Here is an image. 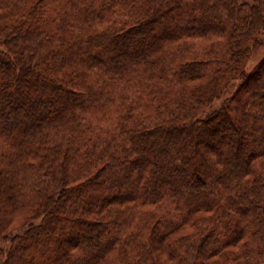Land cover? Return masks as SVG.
<instances>
[{
  "label": "trees",
  "instance_id": "1",
  "mask_svg": "<svg viewBox=\"0 0 264 264\" xmlns=\"http://www.w3.org/2000/svg\"><path fill=\"white\" fill-rule=\"evenodd\" d=\"M263 32L264 0H0V264H264Z\"/></svg>",
  "mask_w": 264,
  "mask_h": 264
},
{
  "label": "rangeland",
  "instance_id": "2",
  "mask_svg": "<svg viewBox=\"0 0 264 264\" xmlns=\"http://www.w3.org/2000/svg\"><path fill=\"white\" fill-rule=\"evenodd\" d=\"M261 45H259V47H257L254 51H253V54L251 55V58L250 60L248 61V64H247V69L250 71L252 70L259 62L260 60L263 58L264 56V32L261 34ZM234 90V87L231 89V91L228 93L229 95L231 94V92ZM225 97V96H224ZM221 98L220 100H217L214 104L215 107H218L221 103H222V100L224 99ZM226 97H227V94H226ZM205 186V185H204ZM24 222V217L20 214L16 215L14 217V223L12 225V227H15L16 228H21L22 224ZM22 229H17L15 230L14 232L16 233L17 231H21ZM0 244L2 245H8L7 242H0ZM1 261V259H0Z\"/></svg>",
  "mask_w": 264,
  "mask_h": 264
}]
</instances>
